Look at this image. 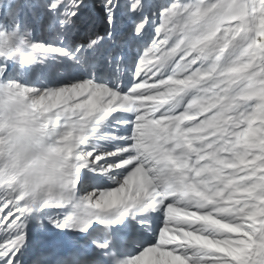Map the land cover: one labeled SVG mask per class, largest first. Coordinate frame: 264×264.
Listing matches in <instances>:
<instances>
[{
  "label": "snow or ice",
  "instance_id": "6c2138e0",
  "mask_svg": "<svg viewBox=\"0 0 264 264\" xmlns=\"http://www.w3.org/2000/svg\"><path fill=\"white\" fill-rule=\"evenodd\" d=\"M0 264H264V0H0Z\"/></svg>",
  "mask_w": 264,
  "mask_h": 264
}]
</instances>
